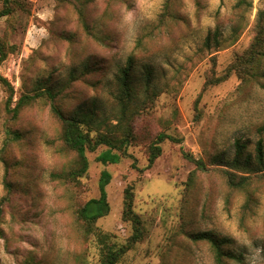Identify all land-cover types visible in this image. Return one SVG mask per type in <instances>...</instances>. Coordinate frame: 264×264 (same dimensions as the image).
Instances as JSON below:
<instances>
[{"label":"rangeland","instance_id":"374dc122","mask_svg":"<svg viewBox=\"0 0 264 264\" xmlns=\"http://www.w3.org/2000/svg\"><path fill=\"white\" fill-rule=\"evenodd\" d=\"M20 1L0 20L8 48L0 74L15 90L11 108L50 79L65 85L63 109L95 102L117 124L120 78L133 65L139 115L131 119L132 158L104 166L96 161L101 148L88 154V173L78 182L59 180L75 158L62 148L48 103L13 118L0 84V264H101L102 234L118 245L132 234L122 218L129 185L146 234L118 264H216L207 243L190 239L202 232L227 238L242 254L240 263L227 264H264V47L253 53L264 0H176L177 18L166 23V0ZM87 66L101 70L82 77ZM74 72L80 80L71 79ZM206 82L212 84L203 91ZM160 132L181 144L165 141L147 167L148 146ZM185 153L204 160L207 172ZM104 171L110 213L86 237L76 210L99 197ZM225 172L250 177V184L233 189Z\"/></svg>","mask_w":264,"mask_h":264},{"label":"trees","instance_id":"16d2710c","mask_svg":"<svg viewBox=\"0 0 264 264\" xmlns=\"http://www.w3.org/2000/svg\"><path fill=\"white\" fill-rule=\"evenodd\" d=\"M174 1L176 0H166L164 4L161 17L165 23L168 20L177 18L174 10ZM17 7H22L20 0H2L0 20L11 16ZM261 34H264V26L259 28L257 37L255 38L256 50L253 53L257 55L264 47V36L259 37ZM217 38V33L213 37L209 36L206 40V45L210 47L211 41H218ZM7 50V46L0 42V65L8 56ZM100 70L101 68L87 66L82 73V77L86 73L95 74V72ZM132 70L133 65L126 67L122 71L120 78L121 95L117 100L121 106V110L120 114L115 117L117 124H110V118H103L101 110L95 102H91L90 104L86 102L80 103L75 107H70L68 111L63 109L59 101L64 97L63 89L65 85L53 83L50 79L39 80L31 91L21 93L13 108L11 107L15 96L14 87L1 74L0 84L8 92L7 107L13 118H17L25 107L37 101H45L48 103L51 114L61 125L59 141L62 148L64 151L74 154L75 158L74 166L68 172H65L59 180L65 179L78 182L88 173V154L96 153L101 148L105 150L98 155L96 161L104 166L118 164L122 157L132 158L128 154V149L133 145L136 135L133 130V125H131V119L139 115V111L133 106L137 88L134 82V71ZM75 73L71 74V79L80 80L81 78H76ZM223 80L226 79L217 80V83H221ZM211 84L212 82H206L203 91ZM150 92H152V89L147 85L148 96ZM167 140L172 143L181 144V140L174 136L168 135L165 132L158 133L148 146L149 156L147 167H151L161 156V145ZM184 155L196 165L197 171L207 172L208 168L204 160L195 159L188 153ZM258 155L259 160L263 161L261 142L258 144ZM133 167L136 168L135 163H133ZM225 174L227 175L228 185L233 189L242 190L250 184V177H239L230 172H225ZM110 181V174L105 171L102 172L99 181V197L84 202L76 210V220L80 224L86 237L95 235L98 230L97 222L110 213V205L106 191ZM134 200L135 189L132 185H129L124 190L122 218L132 226V234L127 242L122 245L107 243L108 236L102 234L101 241L104 242L105 246L101 247L103 255L101 264H118L126 253L145 238L146 229L141 217L134 211ZM190 239L195 243H207L214 253L216 264H227L231 261L240 263L243 260L242 254H238L229 248L231 245L230 240L227 238H218L212 232L191 234Z\"/></svg>","mask_w":264,"mask_h":264}]
</instances>
